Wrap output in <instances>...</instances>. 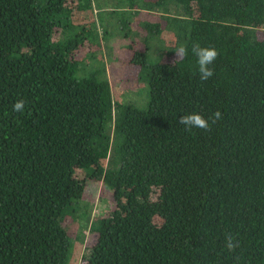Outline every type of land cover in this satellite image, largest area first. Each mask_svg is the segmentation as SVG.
<instances>
[{
  "label": "trees",
  "instance_id": "trees-1",
  "mask_svg": "<svg viewBox=\"0 0 264 264\" xmlns=\"http://www.w3.org/2000/svg\"><path fill=\"white\" fill-rule=\"evenodd\" d=\"M117 3L145 34L125 46L144 109L114 98L103 67L79 73L90 0H0V264H66L86 229L78 264H264V0ZM69 16L82 25L66 36ZM196 44L219 53L206 81ZM193 112L208 130L179 123ZM89 180L105 214L83 208Z\"/></svg>",
  "mask_w": 264,
  "mask_h": 264
},
{
  "label": "rangeland",
  "instance_id": "rangeland-1",
  "mask_svg": "<svg viewBox=\"0 0 264 264\" xmlns=\"http://www.w3.org/2000/svg\"><path fill=\"white\" fill-rule=\"evenodd\" d=\"M91 7L83 12V18L89 28L93 29L96 35V44L94 55L91 59H84L80 62L79 73L85 74L95 68L103 67L107 76L111 81V90L114 98L122 103H129L139 109H144L148 104V87L139 74V65L131 63V51L127 52L125 46L133 44L136 49L143 50L141 46L144 39V33H140L139 20L130 17L131 12L126 9V6L117 3V0H90ZM120 5V6H118ZM78 17V16H77ZM63 23H68L66 36L80 32L81 21L80 17L69 16L68 19L62 20ZM71 21V22H70ZM142 21H144L142 19ZM153 42H156L153 40ZM158 46V43H156ZM152 48H156V46ZM85 46L82 47L83 51ZM158 61L165 59V54L157 53L154 49L150 53V60ZM82 68V72H81ZM99 182L89 180L87 183L86 194L83 197L84 207L89 206L92 216L102 215L111 209L109 197L105 192H102ZM72 221V219H71ZM71 225L68 220L65 224L71 229L70 235L81 233V229H77L76 222ZM81 243L74 238L70 244L69 254L66 264H78L84 243L91 236L86 230L83 231Z\"/></svg>",
  "mask_w": 264,
  "mask_h": 264
},
{
  "label": "clouds",
  "instance_id": "clouds-1",
  "mask_svg": "<svg viewBox=\"0 0 264 264\" xmlns=\"http://www.w3.org/2000/svg\"><path fill=\"white\" fill-rule=\"evenodd\" d=\"M191 51L192 54L195 55L197 58L200 79L202 81L210 79L214 75V69L210 66L213 65L216 59L218 58V50L213 47H201L200 45L196 44L192 47ZM175 53L178 62L183 60L188 55V49L184 45H181L177 50H175ZM24 108V100H18L13 106V110L16 112H23ZM213 115V122L221 119V114L219 111L215 112ZM179 123L186 126L188 130H191L193 128L208 130L210 127L209 121L205 119L201 114L196 112L183 115L180 118ZM237 247L238 243L236 242L235 238L231 234H227L226 248L229 251H235Z\"/></svg>",
  "mask_w": 264,
  "mask_h": 264
}]
</instances>
